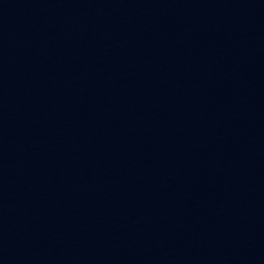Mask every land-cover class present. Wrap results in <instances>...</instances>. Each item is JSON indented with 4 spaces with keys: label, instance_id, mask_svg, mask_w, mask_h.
I'll return each mask as SVG.
<instances>
[{
    "label": "water",
    "instance_id": "95a60500",
    "mask_svg": "<svg viewBox=\"0 0 264 264\" xmlns=\"http://www.w3.org/2000/svg\"><path fill=\"white\" fill-rule=\"evenodd\" d=\"M0 264H264V0H0Z\"/></svg>",
    "mask_w": 264,
    "mask_h": 264
}]
</instances>
